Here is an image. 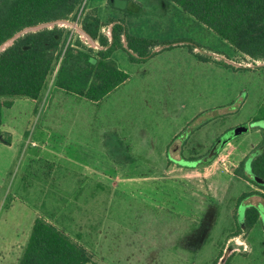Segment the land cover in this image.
Segmentation results:
<instances>
[{"label": "rangeland", "instance_id": "374dc122", "mask_svg": "<svg viewBox=\"0 0 264 264\" xmlns=\"http://www.w3.org/2000/svg\"><path fill=\"white\" fill-rule=\"evenodd\" d=\"M86 1L103 22L121 17L160 49L141 62L115 50L130 78L101 103L54 89L52 76L40 101L19 97L3 109L38 146L16 156L0 189V264L19 263L38 216L60 219L97 264H264V180L249 166L237 172L263 138L264 61L173 0H127V11ZM241 125L249 130L204 161ZM249 205L263 213L253 228Z\"/></svg>", "mask_w": 264, "mask_h": 264}, {"label": "trees", "instance_id": "16d2710c", "mask_svg": "<svg viewBox=\"0 0 264 264\" xmlns=\"http://www.w3.org/2000/svg\"><path fill=\"white\" fill-rule=\"evenodd\" d=\"M173 1L237 52L264 61V0ZM86 3V0H0V45L26 27L65 19L77 21L102 46L100 49L91 46L74 29L59 24L18 37L0 53V124L3 109L11 107L16 98L40 101L52 76L56 87L100 102L130 78L112 59L115 50L124 49L132 61L141 62L160 46L154 40L131 35L123 19L103 22L96 9H88ZM110 3L114 6V1ZM111 23L114 24L110 37L103 28ZM201 58L209 60L206 56ZM262 134L252 156L241 162L237 172L245 175L249 166L255 177L264 180V128ZM255 212L256 215L247 216V228H253L259 220L258 211ZM90 262L95 261L87 247L58 225L38 216L18 264Z\"/></svg>", "mask_w": 264, "mask_h": 264}, {"label": "crops", "instance_id": "0c3cea01", "mask_svg": "<svg viewBox=\"0 0 264 264\" xmlns=\"http://www.w3.org/2000/svg\"><path fill=\"white\" fill-rule=\"evenodd\" d=\"M121 19H122L121 17H118V18H115L114 20L117 21V20H121ZM113 24L114 23H111L108 26H105L103 28V31H105V32L107 31L106 33L110 37L112 34ZM124 41H125V39H124ZM156 49L159 50L160 47H157ZM54 89H59V88L55 86ZM52 90H53V88H52ZM50 93H52L51 90L48 93L49 95H47L48 97L46 100L49 102V107H51L52 101L54 99V96H52L51 101H49V98L51 97ZM15 101H16V99H15ZM15 101H14V103H15ZM14 103H13V105H14ZM6 108H8V107H6ZM0 131H1V134H0V189H2L5 186L7 179H9L8 178V172H9L11 166H13L12 164H13L16 156L18 155L20 157L19 154L23 155V152H24V154L26 152L29 153V147L31 145L32 146L34 145L35 147H37L38 143L36 140H33V139H32V141H30V139L28 138L27 135L24 134V136H23V134L21 133V131L19 129L12 128L9 124L6 123V121L4 119H2V122L0 124ZM6 140H8V141H6ZM45 146H47V144ZM43 147H44V145H43ZM43 150L46 152H50V153L52 152L45 147L43 148ZM37 157H39V156H37ZM25 181H27V180L25 179ZM28 183L31 184L30 181H27V184ZM1 196H2V192L0 191V199H1ZM44 218H45V216H44ZM47 220H49V219H47ZM49 221H51V220H49ZM51 222H53L56 225L61 224L60 219L56 222H54V221H51Z\"/></svg>", "mask_w": 264, "mask_h": 264}, {"label": "water", "instance_id": "95a60500", "mask_svg": "<svg viewBox=\"0 0 264 264\" xmlns=\"http://www.w3.org/2000/svg\"><path fill=\"white\" fill-rule=\"evenodd\" d=\"M114 1V6L120 9H125L127 7V0H113ZM75 21H70V20H65V19H61V20H56V21H52V22H47V23H41L38 24L36 26H30V27H26L23 30L17 32L13 37L9 38L8 40H6L3 44L0 45V53L5 50L8 46H10L11 44H13V42L20 37L22 34L31 31V30H37L43 27H52L55 24H59V25H66V26H71V27H76V29L83 35H85V37L87 38V40L89 39L92 43H94L93 45L98 47L99 49L102 48V46L97 43V41L89 34L87 33L82 27L81 25L79 26L77 23H74ZM125 45H127V42L125 40ZM249 130V126L248 125H241L238 126L236 128H234L233 130H230L228 133H226L225 135H223L222 137H220L216 144L213 146V148L211 149V152L208 156H206L204 158V161H209L211 159L214 158V156L216 154L219 153V151L224 147V145L226 143H228L233 137H235L236 135H238L239 133L245 132Z\"/></svg>", "mask_w": 264, "mask_h": 264}, {"label": "flooded vegetation", "instance_id": "af4514ba", "mask_svg": "<svg viewBox=\"0 0 264 264\" xmlns=\"http://www.w3.org/2000/svg\"><path fill=\"white\" fill-rule=\"evenodd\" d=\"M214 146V145H213ZM213 148V147H212ZM189 167H193V166H189ZM247 171V170H246ZM249 173V172H248ZM250 175H252V176H255L252 172H250ZM263 186V185H262ZM264 187V186H263ZM262 206H263V204H261ZM241 206V203L239 202V204H238V210H239V207ZM264 207V206H263ZM258 211L257 213L259 214V217H260V219H261V221H262V223H263V213L260 211V209L258 208V206L257 205H249V206H247L246 207V209H245V211H244V220H245V227H247L246 226V220H247V216L248 215H251V216H254V215H256V212L255 211ZM249 211H251V213L249 214Z\"/></svg>", "mask_w": 264, "mask_h": 264}, {"label": "built area", "instance_id": "2783aa9c", "mask_svg": "<svg viewBox=\"0 0 264 264\" xmlns=\"http://www.w3.org/2000/svg\"><path fill=\"white\" fill-rule=\"evenodd\" d=\"M80 14H81V12H80ZM80 16V15H79Z\"/></svg>", "mask_w": 264, "mask_h": 264}]
</instances>
